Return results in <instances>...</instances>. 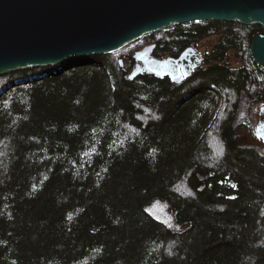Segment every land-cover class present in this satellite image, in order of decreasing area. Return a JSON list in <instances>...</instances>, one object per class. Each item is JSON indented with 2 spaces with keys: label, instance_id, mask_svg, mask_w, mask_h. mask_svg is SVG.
I'll return each mask as SVG.
<instances>
[{
  "label": "trees",
  "instance_id": "1",
  "mask_svg": "<svg viewBox=\"0 0 264 264\" xmlns=\"http://www.w3.org/2000/svg\"><path fill=\"white\" fill-rule=\"evenodd\" d=\"M218 33L186 80L130 79L137 51L152 46L160 59ZM258 33L238 21L180 24L1 75L0 264H264V147L237 137L258 138ZM155 198L189 226L153 216Z\"/></svg>",
  "mask_w": 264,
  "mask_h": 264
},
{
  "label": "water",
  "instance_id": "2",
  "mask_svg": "<svg viewBox=\"0 0 264 264\" xmlns=\"http://www.w3.org/2000/svg\"><path fill=\"white\" fill-rule=\"evenodd\" d=\"M203 21L264 27V0H0V76L113 53L148 33ZM152 50L134 54L139 63L130 79L146 70L178 81L182 68L189 74L201 59L193 47L166 59L151 56ZM251 54L264 67V33L253 37ZM256 131L264 141V120Z\"/></svg>",
  "mask_w": 264,
  "mask_h": 264
},
{
  "label": "rangeland",
  "instance_id": "3",
  "mask_svg": "<svg viewBox=\"0 0 264 264\" xmlns=\"http://www.w3.org/2000/svg\"><path fill=\"white\" fill-rule=\"evenodd\" d=\"M217 39H218L217 36H210L207 39H205L199 45V48L201 49L202 52L211 51L213 45L217 42ZM135 43L136 42L133 41V42L129 43L128 45H126L123 49L132 47V46H134ZM228 60L233 66H241L242 65V59L238 56H235L234 51L230 52ZM122 62L126 67L131 68V67H129L130 61L128 59L124 58L122 60ZM262 105H264V104H259L256 106V111H255V118L256 119L254 121L255 131H256L257 123L260 120H264V115H260V107ZM237 137H238L239 142H241L243 144H252V145L264 147V143H263L262 139L259 138V136H258V138L253 137L248 130H245V129L239 130L237 133ZM147 209L153 216H155L156 218L165 222L173 230L181 231V230H184L185 228H187L189 226V223H186L184 225L178 224L176 222V216H175L176 211H175V209L172 208L171 206H169L164 200H162L160 198L153 199L149 203Z\"/></svg>",
  "mask_w": 264,
  "mask_h": 264
},
{
  "label": "flooded vegetation",
  "instance_id": "4",
  "mask_svg": "<svg viewBox=\"0 0 264 264\" xmlns=\"http://www.w3.org/2000/svg\"><path fill=\"white\" fill-rule=\"evenodd\" d=\"M211 36H217L218 37V39H217V42L213 45V47H212V49L214 48V46L215 45H217L218 44V42H219V40H220V38H221V33H218V34H213V35H211ZM210 37V36H209ZM208 38V37H207ZM207 38H205V39H207ZM205 39H202L201 41H199V42H193V43H191L190 45H187L186 47H184L181 51H179V52H176V53H174V54H172L170 51H166L165 49H163L164 48V43L161 45V49H163V55L160 57V59H166V58H179L180 56H181V54L186 50V49H188V48H190V47H193V48H195V49H197L199 52H200V54H201V59H200V63H199V65H197V66H194L193 68H192V70L190 71V73L189 74H187V71H186V69L185 68H182V70H181V77L179 78V80L178 81H175V80H173L170 76H167V75H161V76H159L160 78H161V80H164V79H171V80H173V81H175V82H182V81H184V80H186L187 78H189L192 74H193V72L195 71V69L196 68H198V67H200L203 63H204V61H205V56H206V53L207 52H202L201 51V49L199 48V45L205 40ZM147 48V47H146ZM211 49V50H212ZM209 52V51H208ZM151 56H153V50H152V54H151ZM139 62L138 61H136L135 60V65H134V68L136 67V65L138 64ZM133 68V69H134ZM144 71H146V70H144ZM259 104H262V103H259ZM258 104V105H259ZM260 138V137H259ZM263 141V140H262ZM263 143H264V141H263Z\"/></svg>",
  "mask_w": 264,
  "mask_h": 264
},
{
  "label": "snow or ice",
  "instance_id": "5",
  "mask_svg": "<svg viewBox=\"0 0 264 264\" xmlns=\"http://www.w3.org/2000/svg\"><path fill=\"white\" fill-rule=\"evenodd\" d=\"M233 187H235V185H233Z\"/></svg>",
  "mask_w": 264,
  "mask_h": 264
}]
</instances>
